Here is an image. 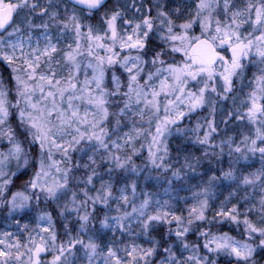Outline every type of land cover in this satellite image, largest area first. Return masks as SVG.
<instances>
[{"label":"snow or ice","instance_id":"obj_1","mask_svg":"<svg viewBox=\"0 0 264 264\" xmlns=\"http://www.w3.org/2000/svg\"><path fill=\"white\" fill-rule=\"evenodd\" d=\"M0 264H264V0H0Z\"/></svg>","mask_w":264,"mask_h":264}]
</instances>
